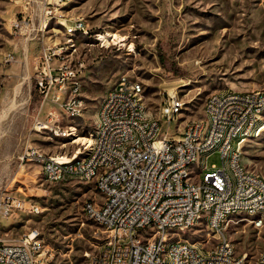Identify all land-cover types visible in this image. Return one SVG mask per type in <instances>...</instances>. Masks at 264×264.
Listing matches in <instances>:
<instances>
[{
	"label": "rangeland",
	"instance_id": "rangeland-1",
	"mask_svg": "<svg viewBox=\"0 0 264 264\" xmlns=\"http://www.w3.org/2000/svg\"><path fill=\"white\" fill-rule=\"evenodd\" d=\"M27 2L0 0V192L39 209L0 218V238L18 242L37 230L47 254L39 264H86L87 254L99 252L108 237L83 212L84 200L100 194L81 179L47 182L41 167L22 163L20 156L30 146L54 156L82 151L73 134L62 137L42 125H60L66 132L75 126L79 136L90 137L102 98L120 76L143 85V101L155 118L163 117L169 94L186 101L171 133L180 124L203 120L205 101L214 92L264 91V0H76L64 6L61 15L83 18L85 32L69 37L53 19L45 28L44 44L62 45V62L81 68L86 110L75 120L40 93L34 78L40 50L11 28L16 17L37 7ZM108 31L128 37L126 45H103L101 34ZM10 56L14 62L6 63ZM260 121L264 125V112ZM243 152L248 169L264 175V130L247 139ZM222 164L215 152L206 161L200 157L195 166L207 170ZM227 232L237 253L247 254V264L264 251V227L256 229L245 220L231 222ZM186 238L204 243L207 226Z\"/></svg>",
	"mask_w": 264,
	"mask_h": 264
},
{
	"label": "built area",
	"instance_id": "built-area-1",
	"mask_svg": "<svg viewBox=\"0 0 264 264\" xmlns=\"http://www.w3.org/2000/svg\"><path fill=\"white\" fill-rule=\"evenodd\" d=\"M62 1L28 0L37 4L36 10L16 17L11 28L40 50L34 67L40 93L69 118L70 110L83 118L81 68L62 64V45L48 46L42 40L43 26L53 19L65 22L66 29L79 27V33L85 32L83 18L61 15ZM12 62L14 56L6 58V63ZM135 95L145 99L144 87L128 76H120L106 91L100 108L109 110V123L99 126L92 157L83 164L70 166L73 155L60 158L31 146L20 156L22 163L43 167L40 175L47 182L87 176V183L100 194L99 199L93 195L84 200L83 212L87 220L97 218L108 237L99 252L87 254L86 264H247V254L237 253L227 229L231 222H251L252 218H232L235 209L264 211V175L248 176L238 153L241 132L252 130L264 91L214 92L205 101L203 125L189 126L188 121L172 133L167 126L180 119L186 101L169 94L161 125L151 127L150 110L145 100L136 104ZM172 105H179V114H172ZM42 126L54 133L67 130ZM131 134H138V141H131ZM212 137H222V144L212 145ZM120 144H129V151L120 152ZM215 152L221 154L222 166L198 170V159ZM29 208L39 209L8 191L0 192V218L29 214ZM199 226H207V239L192 243L186 236L196 234ZM39 234L30 230L18 242L0 238V264H39L47 257ZM255 260L264 264V256Z\"/></svg>",
	"mask_w": 264,
	"mask_h": 264
},
{
	"label": "bare ground",
	"instance_id": "bare-ground-1",
	"mask_svg": "<svg viewBox=\"0 0 264 264\" xmlns=\"http://www.w3.org/2000/svg\"><path fill=\"white\" fill-rule=\"evenodd\" d=\"M75 1L76 0H64V1H62L61 6H60V13L63 10L64 6H68L69 4H71ZM54 23H56L58 25L60 24L61 26H63L65 29L66 35L69 37H74L79 33V27H71V28L66 29V23L65 22L56 21ZM49 24H50V22L46 23L43 26V29H42V40H43V42L45 41V38H46L45 34H44L45 28ZM100 39L103 42V45H105V46L119 45L120 47H123L126 45V41H127L128 37L119 35L115 32H109L108 31V32L101 34ZM55 45H56V43H55ZM62 48L64 50V47H62ZM62 64H68V63L64 61V62H62ZM82 98H84L83 95H82ZM135 103L136 104H144L143 96L142 95H135ZM13 106H14V102L12 101L11 108ZM183 106H184V103L182 102V111H183ZM263 112H264V102H261L260 104H256V111L254 113V125L252 126V130L241 132V142H238V153H239V156H242V160H244L243 148H244V144L247 141V139L249 137H252V136L260 135V133L264 130V125H260L261 124L260 120L262 118ZM164 114H165V112H164ZM172 114H179V105H172ZM70 118H77V110H70ZM162 118H155L151 115L150 126L151 127L160 126ZM108 123H109V110H107V108H100V110L98 112V118H97L95 133L91 134L90 137L79 136L78 131L75 128V126H71L68 132L62 133L61 135H60V133H56L57 135H60L62 137H66L68 135L72 136V134H73V136L75 137L73 140V143L80 145L81 149H83L82 151L81 150L77 151L75 156L70 158V166H79V165L83 164L87 160V158L92 157L93 148H94V141L93 140L96 139V134H99V126H107ZM196 125H203V120L202 119L195 120V121H192L189 123V126H196ZM41 128L44 129L45 127L42 126ZM131 141H138V134H131ZM221 144H222V137H212V145H221ZM128 151H129V144H120V152H128ZM202 158H204L205 161L208 159V157H202ZM63 159H69V157L64 156ZM41 169H42V174H43V167H41ZM205 169H206L205 166H203L202 168H199V170H205ZM245 170H246L248 176H260V174L250 171L248 169L246 163H245ZM80 179L87 182V176H80ZM30 211L35 212V211H37V208L36 209L33 208ZM237 216H246L248 218H252L251 221L254 224V226H257V228L264 227V220L259 221V223H258V219H264V211H262V209H255L254 211H252L251 208H238V209H235L232 211V218H236ZM88 220H91V221L97 223V218H88ZM259 256H264V251L262 253H260ZM253 264H261V260H255Z\"/></svg>",
	"mask_w": 264,
	"mask_h": 264
},
{
	"label": "crops",
	"instance_id": "crops-1",
	"mask_svg": "<svg viewBox=\"0 0 264 264\" xmlns=\"http://www.w3.org/2000/svg\"><path fill=\"white\" fill-rule=\"evenodd\" d=\"M98 118V117H97Z\"/></svg>",
	"mask_w": 264,
	"mask_h": 264
}]
</instances>
